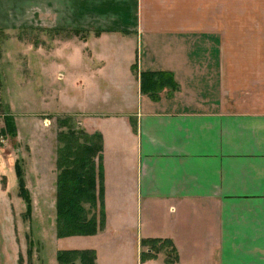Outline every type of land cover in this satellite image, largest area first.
Returning a JSON list of instances; mask_svg holds the SVG:
<instances>
[{"label":"crops","instance_id":"0c3cea01","mask_svg":"<svg viewBox=\"0 0 264 264\" xmlns=\"http://www.w3.org/2000/svg\"><path fill=\"white\" fill-rule=\"evenodd\" d=\"M0 28L85 35L84 64L114 71L93 79L122 106L83 124L104 141L97 264H168L145 238L176 264H264V0H0Z\"/></svg>","mask_w":264,"mask_h":264},{"label":"rangeland","instance_id":"374dc122","mask_svg":"<svg viewBox=\"0 0 264 264\" xmlns=\"http://www.w3.org/2000/svg\"><path fill=\"white\" fill-rule=\"evenodd\" d=\"M50 34L6 33L0 28V264H59L58 251L89 249L93 241L89 240L93 235L56 234L58 136L69 127L89 132L83 125L89 113L115 109L122 103L108 90L112 89L109 82L93 79L114 71L89 70V60L84 64L86 53L81 45L88 52L86 61L88 37ZM96 87L101 91L90 94ZM109 95L114 99L108 100ZM8 119L13 122V134L7 130ZM17 165L31 196V211L20 195ZM94 209L91 214H99L100 209ZM113 233L101 237L104 244L115 238ZM104 256L108 259L111 253ZM154 257L141 260L150 262Z\"/></svg>","mask_w":264,"mask_h":264},{"label":"trees","instance_id":"16d2710c","mask_svg":"<svg viewBox=\"0 0 264 264\" xmlns=\"http://www.w3.org/2000/svg\"><path fill=\"white\" fill-rule=\"evenodd\" d=\"M6 122L7 130L13 134L12 120ZM58 137L56 234L58 237L94 235L106 223L103 136L98 132H79L69 127L67 132H59ZM16 167L20 195L26 201L28 211H31L30 193L20 165ZM96 207L100 209L99 214L95 212L92 215ZM141 244L145 248L141 252L142 259L165 251L167 263L176 264L178 255L170 239L145 238ZM57 259L59 264H97L93 249L61 250L57 253Z\"/></svg>","mask_w":264,"mask_h":264}]
</instances>
